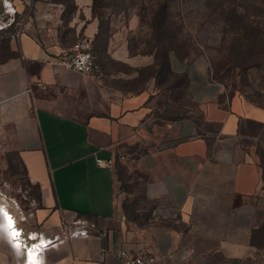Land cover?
Wrapping results in <instances>:
<instances>
[{
    "label": "crops",
    "instance_id": "crops-1",
    "mask_svg": "<svg viewBox=\"0 0 264 264\" xmlns=\"http://www.w3.org/2000/svg\"><path fill=\"white\" fill-rule=\"evenodd\" d=\"M10 2L23 20L0 61V146L18 154L29 184L40 188L32 263L124 264L126 249L165 264H264L255 243L264 225V108L238 96L222 102L225 90L204 58L172 54L199 115L157 123L154 80L126 93L63 65L79 39L100 33L93 0H75L69 20L47 0ZM140 25L135 17L129 27ZM116 52L139 66L155 61L131 56L127 44ZM142 144L140 225L127 211V197L136 196L122 189L116 160ZM85 223L94 226L87 236H69L67 228Z\"/></svg>",
    "mask_w": 264,
    "mask_h": 264
},
{
    "label": "rangeland",
    "instance_id": "rangeland-1",
    "mask_svg": "<svg viewBox=\"0 0 264 264\" xmlns=\"http://www.w3.org/2000/svg\"><path fill=\"white\" fill-rule=\"evenodd\" d=\"M162 1L102 0V8L97 9V19L102 27L95 39L98 65L95 75L107 85L133 93L155 81L161 93L158 92V98L153 99L154 120L160 124L169 119L197 118L199 112L195 106L198 105L189 87L186 89L183 83L172 78L168 81L165 73L157 75L155 61L151 66H139L120 60L116 51L127 44L130 55L132 48L139 53H147L140 56L154 58L150 55L155 54L152 47L162 39L149 25L153 11ZM169 1L172 32L178 39L175 43H185L192 60L204 58L207 61L210 79L225 90L221 101L238 96L264 108V0ZM233 10L238 15H234ZM74 13L67 9L65 20ZM135 17L144 24L141 23L137 30H130ZM15 19L12 27L0 32V61L10 56L7 41L14 37L23 16L16 14ZM112 49H116V53ZM145 146L142 144L132 150L124 148L116 160L122 189L127 193L134 191L136 196L127 197V211L140 225L147 214L143 207L146 176L138 167L148 152ZM15 154L0 146V209L3 210L0 216V264H16L13 259L16 252L21 251V264H33L28 249L35 248L37 242L33 229L34 213L41 207L38 201L40 192L29 184ZM262 227L255 243L264 248V225ZM14 230L18 236H14Z\"/></svg>",
    "mask_w": 264,
    "mask_h": 264
},
{
    "label": "trees",
    "instance_id": "trees-1",
    "mask_svg": "<svg viewBox=\"0 0 264 264\" xmlns=\"http://www.w3.org/2000/svg\"><path fill=\"white\" fill-rule=\"evenodd\" d=\"M49 3L62 5L66 8V10L67 9L70 10L71 13L75 12L77 9V7L75 6V0H51ZM169 3H170L169 0H163L162 2H158L157 10L153 11L152 13V18H151L152 23L151 25H149V28L153 30L154 33L159 38L162 39V41L159 42L156 46L152 47L154 48L153 51H155V54H150V55L154 56L155 66L157 67V70H156L157 75H161V74L163 75L165 73L168 81L170 80V78L174 80H178L179 83H183L185 88L188 89L189 83H190L188 75L187 74H175L171 68V55L172 54H176L177 57L180 58L181 60L190 61L192 59H191L190 51L185 46V43H178V44L175 43V41H178V39H177L176 34L172 32V23L170 22ZM100 7L102 8V0H93V15L95 18H98L97 9H99ZM232 13L234 15H238V13L235 10H233ZM228 16L229 15L226 14V17ZM141 23L143 25L144 21L143 22L141 21ZM101 27L102 26L100 24V31H101ZM99 35H97L96 38ZM10 42L11 40L9 39L7 41V47L9 49H10ZM94 44H95V40H94ZM130 53L133 56L147 55V53H139L137 51H134L132 48L130 49ZM15 155H17L18 162L22 166L23 171L26 175V168L24 164L18 157V154H15ZM36 189L39 190L40 189L39 186H36ZM38 200L39 202L41 201L40 193L38 195ZM261 229H263V227H261ZM261 229L259 230V233Z\"/></svg>",
    "mask_w": 264,
    "mask_h": 264
},
{
    "label": "built area",
    "instance_id": "built-area-1",
    "mask_svg": "<svg viewBox=\"0 0 264 264\" xmlns=\"http://www.w3.org/2000/svg\"><path fill=\"white\" fill-rule=\"evenodd\" d=\"M14 11V12H11ZM16 10L13 8L10 0H0V32L12 27L15 23ZM95 44L90 38L79 39L63 62L65 68L83 75H92L98 69L95 54ZM86 224V225H85ZM84 228H78L72 224L67 228L69 236H87L90 232L87 227L93 230L94 226H89L85 223ZM52 243V242H49ZM119 258L124 264H165L160 258L153 254L134 253L129 250H122L119 253Z\"/></svg>",
    "mask_w": 264,
    "mask_h": 264
},
{
    "label": "snow or ice",
    "instance_id": "snow-or-ice-1",
    "mask_svg": "<svg viewBox=\"0 0 264 264\" xmlns=\"http://www.w3.org/2000/svg\"><path fill=\"white\" fill-rule=\"evenodd\" d=\"M2 215H3V210L0 209V216H2ZM9 220H11L10 217H9ZM12 226H13V228H14V225H12ZM13 234H14V236H18V235H19L17 232H15V230H14Z\"/></svg>",
    "mask_w": 264,
    "mask_h": 264
},
{
    "label": "bare ground",
    "instance_id": "bare-ground-1",
    "mask_svg": "<svg viewBox=\"0 0 264 264\" xmlns=\"http://www.w3.org/2000/svg\"><path fill=\"white\" fill-rule=\"evenodd\" d=\"M11 12H14V11H11Z\"/></svg>",
    "mask_w": 264,
    "mask_h": 264
}]
</instances>
